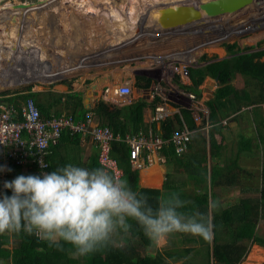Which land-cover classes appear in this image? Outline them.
<instances>
[{"label":"rangeland","instance_id":"obj_1","mask_svg":"<svg viewBox=\"0 0 264 264\" xmlns=\"http://www.w3.org/2000/svg\"><path fill=\"white\" fill-rule=\"evenodd\" d=\"M90 1H94L93 3H95L99 10L105 7V0H89V2ZM161 1L162 2L159 3V0H138L135 5L141 6L142 9L139 11V15L137 16L144 17L145 14L147 15V12L150 11L151 6L154 8H159L164 5L166 6V4H172L170 1ZM179 1L181 0H177V3ZM122 2L128 4L127 2L130 1L106 0V5L109 7L112 6L119 8ZM201 2L203 1L188 0V5L193 4L194 7H197L195 4ZM6 4L14 6L18 4H28L31 6L29 11L35 9L40 10L39 17L42 23L46 21L44 15L47 16L46 11L43 10L51 8L48 11H54L56 18L55 20L53 17V20L56 21V24H53V26L56 29H61L62 33L66 32L64 33L66 36H68L70 33L65 31V29H62V19L59 14L66 15L69 11L75 10L76 12H79V17H82L81 21H83V18L89 20L88 24H90L91 28L89 31H86L87 34L84 41L97 44L94 46L91 44L90 51L88 50L90 53L87 52V54L89 53L87 57H85L82 52L78 51L80 57L82 56L83 58H86L85 61H83V58H81L83 61L81 64L86 67L89 65L87 71L83 73H74L69 76L66 75L62 78H59L60 76L57 74L49 76L43 73H40L39 76L33 74V81L30 85H23L13 89H9V87L6 89H0V101L2 100L5 103V99L17 98V95L27 94L29 92H42L44 95L48 91L66 94L72 90H75L76 92L78 90L86 92L87 89L89 90L92 88V85H96V87L99 86V88H101V76L105 74L107 75L106 70H108L111 66L113 68L116 67L115 69L118 70L114 74L121 77L122 81L127 80L131 82L129 87L131 89L132 96H139V98H142V93L148 91L149 97L147 99L150 100L147 102V104H151L154 97L158 98L160 101H162L158 104L164 107L166 113H168L169 107H173V109L177 111L176 113L179 114L182 122L183 119L180 112H189L192 121L196 126L195 132H193L191 136L194 141L191 143L190 152L192 155L190 156L194 155L193 157L196 158V156H202L204 154L203 152L205 151L204 155L206 157L207 169L211 168L213 165H218L219 167L224 168L225 172L227 166L231 165L232 168L230 174H232L234 182L229 185L227 183L229 180L224 178L225 174L223 173L220 185L213 187L218 199L222 200L221 208L231 206L237 203L243 197L250 198L255 203H257L259 200V189L263 184L261 181V174L262 171L264 172V137L262 136V138H260L262 139V143H260V141L258 142L257 140L259 139L257 138L259 133L264 131V128H259L258 131V120L264 119V83L261 85L252 86L254 84L245 83L243 77L237 74L235 79L231 81L233 88L238 92L241 88L247 87L246 89L251 91L250 95H253L254 98L255 96H259L258 101L252 104L250 103L251 105H256L259 110L255 111L254 108L251 111L242 112L243 108H241L240 112L242 113L239 114V112H236L237 106L247 107L248 104L243 103L242 99L240 101L238 98L235 99L232 95H230L229 98H231L234 103V107H232L234 110L228 111L226 116L223 119L220 118V120H218V122L215 124H212L209 121V109L206 106V102L209 100L207 97L209 91H205L204 88H208L207 85L209 86V83L206 81L208 78L205 79L203 84L199 87L201 90L203 88V91H199L200 94L198 95L193 93L191 94L188 91L183 90L181 85H190V81L185 80L186 78L183 75L184 72L188 73L190 69H203L206 65L212 62L229 59L235 54L244 55L247 53L261 52L264 50V0H258L256 5L246 11H242V9L239 10L237 12L238 14L232 17L225 16L217 20L202 21L199 24L190 26L188 30V27H183L180 29L171 28L170 30L166 26L163 28L159 26V29L155 30L149 27L147 30V28L143 29L141 25V23L145 20H142V18H139L138 20L136 17V21L132 19L131 24L134 21L137 22L138 25H135L133 30L130 29L131 31L119 33L121 35L120 41H117L116 38L115 40L112 39L110 33L108 32L109 29H104L103 27L101 28L96 25L94 26L93 21L97 22L99 19L98 16L94 14L83 15L79 9L81 6L75 3V0H0V7H4ZM54 4L55 6L52 8L51 6ZM148 7L150 8L147 10ZM180 9H182V7L174 10L168 9L167 13L172 12L174 17H177V15H175V11H178L179 17H182L183 13L179 12ZM144 11L145 14H143ZM161 21L164 22L163 20ZM183 21L187 20L184 19ZM172 22H175V20ZM176 22H179V19ZM4 25L5 24L1 26L0 31ZM29 26L35 27L32 25V21L25 27L14 26L13 30L6 32V39L4 40L11 47H17L20 51H26L22 57L23 59L30 56L31 58L29 59L40 65L39 60L44 55H46L45 51L43 50V48H46V46L41 45L47 44L50 47L54 46L55 49L58 47L56 50L57 52L62 51L61 44L69 48L67 40L64 38L63 40H59L58 33H54V35L49 33V35H47L44 39L37 38L34 35L30 36L27 32ZM68 27L71 28V25L68 24ZM181 29L183 30L180 33L190 31V35L195 38H186L187 42L182 41V39L188 35H179L177 31ZM38 30H40V33H43V29ZM78 31L79 35L81 36L83 31ZM229 31L234 33H229ZM2 33L3 32H1V34ZM224 33H228V36L224 37ZM157 34L160 35L158 36ZM173 39L178 40V42H174ZM29 41H33L34 43H31L30 45ZM0 43L2 45V49H4L3 40ZM226 44L234 46L232 50L233 52H231V50H227ZM74 45L79 47L81 46L79 42H76ZM27 47L29 51H27ZM81 47L88 49L90 46L83 44ZM130 53H132V55ZM184 53H186V55H184ZM12 54V50H7L5 54H1L0 52V65H2L0 66V75L3 76V70L9 67L10 57ZM14 54L16 56L18 53ZM260 61L264 62V56L260 58ZM44 62L47 63L45 73L48 72L47 70H49L51 74L53 72L55 73V70L52 69V63L57 65V62L52 58L48 60L47 56H45ZM57 69H59V67H57ZM2 79L4 80L3 77ZM145 80H148L149 85L146 89L142 86L146 84ZM139 85L140 87H138ZM209 89L214 90L210 87ZM137 90L142 92L138 93L136 92ZM44 98L45 96H40L38 99L41 101ZM96 98L100 99V101H103L104 103H107L109 106L117 107L111 103L109 104L108 102H105V100L100 98L99 95H93L92 99L95 100ZM16 100H18V98ZM257 102H261V104L258 105ZM148 107L151 106L149 105ZM173 109L171 110V114L172 111H174ZM65 111L66 110L64 109L62 110V112ZM222 112L223 111H221V113ZM171 114H169V118L171 117ZM153 132L157 136L163 135L162 130L157 132L155 128H153ZM212 134L214 135L216 141L220 142L222 146L221 153L216 159L210 157L209 137ZM240 136H245L251 140V148L249 151L242 153L238 152L237 148ZM148 155L150 159V154H147V158ZM159 164L161 167L160 169L155 168L158 165H156V163H154L152 166L154 167V170H156L154 172L158 173L159 171L160 175H162V178L158 177L157 179L153 180L152 172L149 171L151 174L149 177L152 179L149 182H147L145 179L143 180V177L140 175L141 184L143 186L161 185L162 189L158 187L157 190L163 191V184L166 182L168 185L173 187L175 185H179L181 191H184L185 193H192L196 191L194 188V182L188 181L187 171L183 169V167L178 166L174 162L167 163L160 160ZM142 171L143 170H141V172ZM163 176L165 177V180ZM161 180L163 181L161 182ZM255 235L264 239L263 213L260 214L257 219ZM219 236L222 238L217 242V245L221 246L224 252H229L230 247L233 248V246H230V243L233 239V231L226 232L224 230L223 232L219 233ZM0 238L1 240L5 241V244L2 246V248L11 251L16 242L12 233L0 234ZM212 241L206 242L201 237L193 236L187 233L176 232L170 234L166 240L158 244L151 243L150 246L145 248V251L148 254L155 255L156 253L165 254V252L170 250L191 248V252L187 256L177 261H174L170 258L167 260L171 264H217L218 261L212 257ZM132 242L133 241L125 242L124 247H129ZM133 244H135V247H137L136 241ZM112 245L114 247L121 246L119 243V238H117V243ZM244 245H246L247 250L244 252L243 257L240 258L238 264H246L252 261L255 263H264V247L262 249L259 247V245L257 246V244H251L249 241L237 243V246L243 247ZM253 246L254 250L251 251ZM250 253L251 256H249ZM67 256L70 258L77 257L74 255V251H69ZM230 256L228 258H231ZM0 264H11V259L0 258Z\"/></svg>","mask_w":264,"mask_h":264},{"label":"trees","instance_id":"obj_2","mask_svg":"<svg viewBox=\"0 0 264 264\" xmlns=\"http://www.w3.org/2000/svg\"><path fill=\"white\" fill-rule=\"evenodd\" d=\"M233 47L226 44L228 51L233 52ZM264 56V50L261 52L232 55L231 58L212 62L206 65L203 69H190L188 72V79L190 85H181L183 90L193 93L195 95L200 94L199 87L203 84L207 77L212 79L218 78L219 87L215 90L213 98L206 102V106L209 109L208 119L212 124H215L224 118L228 111H233V101L229 98L232 95L235 99L238 98L240 101L248 105L255 103L259 100V96L250 95V90L247 87L241 88L238 92L235 90L231 84V81L235 79L236 75L239 74L243 77L244 82L247 84H254L252 86L261 85L264 83V62L260 61V58ZM146 84L142 85L143 88H148V80H145ZM140 87V85L138 86ZM42 94V95H41ZM40 96H45L43 100H39ZM17 98L5 99L8 104L18 106L21 102L27 99H32L36 103V106L40 110L41 114L48 117L50 111L54 109L56 115L61 114L62 110H66L68 114L72 115L75 119L82 118L86 112L91 111L97 121L102 126H108L114 134H118L121 137L125 136L126 133L132 134L139 132V129L146 132L147 127L144 129L142 127V112L146 106L154 107L161 103L158 98H153L151 104H147L142 100L131 103L129 106L122 108H117L114 106H109L103 101H98L95 107L91 110L84 109L82 103V95L80 93H66L59 94L55 92L48 91L45 95L42 92H29L27 94L17 95ZM262 102V101H261ZM261 102H257L258 105ZM251 103V104H250ZM110 104V103H109ZM242 106H237L236 112L241 111ZM259 110L258 107L254 105L252 110ZM258 108V109H257ZM221 111H223L221 113ZM182 115L183 122L188 126L190 130L196 129L192 118L187 111L180 112ZM221 113V115H220ZM238 114V115H239ZM258 131L259 128H264V119L258 120ZM159 131L162 130L164 133L163 138L167 139L173 129H178L182 125L181 118L178 113L173 114L171 118L160 122ZM153 128L156 127L153 124ZM152 128V129H153ZM154 133V132H153ZM155 134V133H154ZM262 136L264 137V131L260 132L258 137L260 143H262ZM68 134L63 132L61 139H66ZM77 137V135H74ZM188 144V149L191 148V143ZM251 140L245 136H240L238 142V152H247L250 150ZM204 142V141H203ZM210 146V157L216 159L221 153V143L217 142L214 135L209 137ZM111 157L118 161L120 168L123 171V177L129 180L131 187L134 189L138 183V172L132 171L131 164L129 161V148L126 144L122 142H115L112 145ZM166 159V162H174L178 166L183 167L187 171L188 181L194 182V188L197 192L185 193L181 191L180 186L175 185L170 186L164 182L163 191L157 189H141L148 199L149 203L154 207L157 204L158 197L163 193H168L172 191H177L181 194V198L188 201L187 208L184 211L189 213L193 211H199L205 214L208 219L214 225V237L212 241L213 254L212 257L216 259L217 264H238L240 258L243 257L244 252L247 250L246 245L243 247L237 246L238 242L249 241L251 244H257L264 247V239L257 237L255 235V229L257 224V219L260 214H264V172L262 171V187L259 189V200L255 203L250 198H241L237 203L221 208L222 204L220 199H218L216 192L213 187L220 185L222 175L225 174L227 182L229 185L232 184L233 177L231 173V165L227 166L225 172L224 168L218 165H213L211 168L207 169L205 151L202 156H196L194 158L192 153L178 157L172 144H169L161 149L160 152ZM50 162V158H49ZM51 165V164H50ZM62 165V164H61ZM151 168V167H150ZM49 173L51 167H49ZM153 179L160 178L161 176L154 172L151 168ZM150 172L143 170L141 176L143 180L149 181ZM16 178V176H15ZM137 190V189H136ZM10 196V194H8ZM217 202L218 206L215 209H210L209 204L211 202ZM233 231V239L230 243L229 252H224L221 246L217 245V242L221 240L222 237L219 233L223 231ZM15 239V245L11 251L3 249L2 246L5 241L0 238V258L11 259V264H171L167 259H172L177 261L191 252V248H184L181 250H170L165 252V254L156 253L155 255L148 254L145 248L150 246L151 242L145 237L143 231L133 222V227L131 234L126 238L125 242L133 241L130 246H116L109 245L106 249L89 255L88 257H68L69 251H74L70 245L60 242L62 247H57L55 245H49V243L37 235H28L21 231L20 233H12ZM136 241L137 247L133 244ZM244 243V242H243ZM254 250V246L251 251ZM227 253V254H226ZM231 255V256H230ZM231 258H228V257ZM251 256V253L250 255ZM236 260V261H234ZM234 261V262H233ZM233 262V263H232ZM237 262V263H235ZM244 264V263H242ZM246 264H262L249 262ZM264 264V263H263Z\"/></svg>","mask_w":264,"mask_h":264},{"label":"clouds","instance_id":"obj_3","mask_svg":"<svg viewBox=\"0 0 264 264\" xmlns=\"http://www.w3.org/2000/svg\"><path fill=\"white\" fill-rule=\"evenodd\" d=\"M185 78L189 81L188 73ZM217 88H213V94ZM106 89L104 87L101 93L104 95L102 99L108 102L109 93L111 96L113 94L112 90L106 93ZM92 97L91 108L86 110L96 105ZM87 113L92 115L94 122L99 123L91 111ZM52 115L60 116L54 111ZM115 142L121 141H114L112 145ZM48 169L42 175H20L16 178L15 172L14 180L4 183V188L11 190L12 195L0 194V234L23 231L28 235L35 234L50 246L57 247H62V241L71 246L74 255L81 258L117 243V238L124 246L133 222L153 244L166 240L176 232L198 236L206 242L213 240L214 225L211 220L199 211H184L188 201L182 199L177 191L161 194L154 207L144 193L131 187L126 177H117L103 166L89 169L68 163L50 173ZM0 171H4V168L0 167ZM217 206L215 201L209 204L210 209Z\"/></svg>","mask_w":264,"mask_h":264},{"label":"built area","instance_id":"obj_4","mask_svg":"<svg viewBox=\"0 0 264 264\" xmlns=\"http://www.w3.org/2000/svg\"><path fill=\"white\" fill-rule=\"evenodd\" d=\"M183 75L186 76L187 73L184 72ZM108 91L109 89L105 90L106 93ZM112 94L125 99L129 98L132 92L129 85L121 84L112 89ZM18 108L19 110L8 103L4 105V102L0 101V167L4 168V171H0V194L10 196L12 192L4 188V183L14 180L17 170L27 171L32 168L36 175L46 172L49 167L48 157L52 148L60 142L63 132L70 136H89L97 149L98 164L117 177H123V171L117 160L111 157L112 142L126 143L129 146L131 166L140 170L145 167L146 162L151 163L149 155L148 158L144 157V150L150 156L164 161V157L159 155L161 149L172 144L175 154L182 156L187 152L191 136L195 132V129L190 130L182 122L181 127L173 129L167 139L153 134L151 129L147 135L139 132L121 138L119 135L114 136L109 127L94 122L90 113L81 119H74L66 114L45 117L32 99L21 102ZM168 116L164 107L156 106L151 122L160 125Z\"/></svg>","mask_w":264,"mask_h":264},{"label":"bare ground","instance_id":"obj_5","mask_svg":"<svg viewBox=\"0 0 264 264\" xmlns=\"http://www.w3.org/2000/svg\"><path fill=\"white\" fill-rule=\"evenodd\" d=\"M124 1H126V0H124ZM129 1L130 2H127L128 4H125L124 2H122V4H120L119 8H122V9H119L117 7H112V10L110 12H108L109 6L106 5V0H105V7H104V11L106 12L105 16L109 17V18L106 19V21L107 22H111L112 21L113 22L112 26L114 28L112 30H108V32L110 33L112 39H114V40H115V38L117 39V41L121 40V38H120L121 35L119 33L131 31L130 29L133 30V27L135 25H138L137 22H134V21H136L137 18H138V20H139V18H142V20H145L144 22L141 23V25H142L143 29L147 28V30H148L149 27L153 28V30L159 29V26L162 27V28L164 26H166L168 28L170 27V28H174V29L175 28L180 29V28H183V27L184 28L188 27L187 28V30H188L190 28V26L199 24L202 21L217 20V19L225 17V16L232 17V16L238 14L237 12H235V13H232V14L227 13V14L219 15V16H216V17H208L205 14V12L200 8V5L205 3V2L211 1V0H202L203 2L195 4V6L197 5V7H194L193 4L192 5H188V0H181L178 3H177V0H165V2L170 1L172 4H166V6L164 5V6L159 7V8H154L153 6H151V8L148 7L147 10L150 8V11L147 12V10H146L147 15L145 14V11H144L143 14H145V16L144 17H141V16L139 17L137 15H139V11H141L142 7L139 6V5L138 6L135 5V3L138 2V0H129ZM159 1H160L159 3L162 2L161 0H159ZM257 1L258 0H252V2L250 4H247V5H245V6H243L241 8L242 11H246V10L252 8L254 5H256ZM75 3H77L79 6H81L80 8H82V9H84V8L87 9V8L91 7L90 4H89V0H87V1L86 0H75ZM21 4H18V5H15V6L14 5H10V4H8V5L6 4V6H4V7L1 6L0 7V28H1V26L3 24H5L2 27L1 31H0V42H2V40H3V44H4V49H2V45L0 43V47H1V51L0 52H1V54L2 53L5 54V52L7 50H9V51L12 50L13 51V54L10 57V65H9V67L3 70V76L0 75V89H6L8 87H9V89L10 88L13 89V88H17V87H20V86H23V85H30L32 83V81H33V74L40 75V73H43V74H45L47 76L53 75V74H51V72L49 70H47L48 72L45 73V69H46L47 63L44 62V59H45V56L47 55L46 52L48 50V48H47L48 46L46 44L45 45H41V46H46V48H43V50L45 51L46 55H44L39 60L40 61V65H39V64H36L33 60L29 59V58H31L30 56L26 57L25 59L22 58L26 51H20L17 47L16 48L11 47V46H9L7 44V42L4 41L6 39V32L7 31L13 30L14 26L25 27L27 24H30L32 20H34L35 23H37V24H35L36 26L33 27V28L30 27V26L28 27V31L27 32L29 33L30 36H33V35L36 36V37L40 36L41 33H40V30H38V29H43L42 31L45 33V29H46V26H47V23H46L47 21L49 22V25L52 26V27H54L53 24L54 25L56 24V21H55L56 18H55V15H54V13H55L54 11H48V9L43 10V11H46L47 17H46V15H44V17L46 18L47 21L43 22L41 25H39L40 24L39 23V21H40V17H39L40 10L35 9V10L29 11L31 9V6H29L28 4L27 5H21ZM54 6H55V4L52 5L51 7L53 8ZM180 7H182V9H180V11H179V12L183 13L182 17H179L178 11H175V15H177V17H174V14L172 12L166 13L168 11V9L174 10V9H179ZM49 9H51V8H49ZM97 9H99V8L97 7ZM101 9H103V8H101ZM126 9H127V12H126ZM27 11H29V12H27ZM23 12H25V13H23ZM69 12H71V11H69ZM107 12H108V14H107ZM26 13L28 14V16H27ZM41 13H43V12H41ZM83 13H86V12L84 11ZM126 15H128V16H126ZM53 17H54L55 20H53ZM127 18H129V22H127V20H126ZM132 19H134V21L131 24V20ZM173 19H175V22H172ZM178 19H179V22H176V21H178ZM184 19L187 20V21H183ZM161 20H163L164 22H162ZM103 23H104V19L101 18V25L99 27L102 28L103 27ZM114 25L117 28H115ZM54 28H52V30H57V29H54ZM107 28H108V26H107ZM182 30L183 29L177 31V33H179V35H181V36L188 35V36L184 37L182 40L186 41V38H195L192 35H190L191 34L190 31H186V32L180 33ZM1 32H3V33L1 34ZM229 33H234V32L229 31ZM224 34H225L224 37L228 36V33H224ZM173 40H174V42H178V40H175V39H173ZM31 43H34V42L33 41H29L30 45H31ZM57 49H58V47H56V49H55V47L51 48V50L54 53V56H56L57 53H58L56 51ZM27 51H29L28 47H27ZM62 52H63L64 56H66V57L68 55L72 56V53H73L74 57H76V56L78 57L79 56L78 53L75 54V51H74L73 48L71 49V48H67L65 46L62 48ZM14 53H18V54H16V56H15ZM47 59L50 60V58L48 56H47ZM4 60H5V58H4ZM23 60H24L25 65H26L27 68H25L24 66L21 67V62ZM54 65L55 64L52 63V67L55 70ZM0 66H2V65H0ZM4 67H5V65H4ZM48 68H49V66H48ZM61 71L62 70H60V72ZM56 72L57 71L55 70V74H56ZM59 76H60L59 78H62L64 76H66V75H59ZM2 77L4 78V80L2 79ZM146 135H147V133H146ZM146 168H149V170L151 172V168L150 167H145L142 170H145Z\"/></svg>","mask_w":264,"mask_h":264},{"label":"crops","instance_id":"obj_6","mask_svg":"<svg viewBox=\"0 0 264 264\" xmlns=\"http://www.w3.org/2000/svg\"><path fill=\"white\" fill-rule=\"evenodd\" d=\"M90 4V8H79L81 13L83 15H86V14H94L96 16H98V21L95 22L93 21L94 23V26H100V22H101V18L104 19V23H103V28L104 29H109V30H112L114 29L113 26H112V21L111 22H107L106 19L109 18L108 16L106 17V12L104 11V8L103 9H97V6L95 5V3L93 2H89ZM49 10V9H48ZM112 10V6L108 8V12H110ZM86 12V13H83V12ZM107 12V14H108ZM126 12H127V9H126ZM59 16L61 17L62 19V29H65V31H67L68 33V36H66V32L62 33L61 29H57V30H52V26L49 25V22L47 21H44L47 23V26H46V29H45V33H41L40 36H38L37 38H42L44 39L47 35H49V33L52 35H54V33H58L59 35V40H63V38L65 40H67L68 42V47L69 48H73L74 51H75V54H79L78 51L82 52L85 57H87V55L90 53V48H91V44L92 46H94L95 44L97 43H93V42H89V41H84V39L86 38V31H89L90 30V24L89 23V20L86 19V18H83V21H81V18L82 17H79V12H76L75 10L74 11H71V12H68V14L66 15H60ZM128 16V15H126ZM47 17V16H46ZM41 20V19H40ZM127 22H129V18L126 19ZM39 25L42 24L41 21H39ZM35 24V21L32 20V25L36 26ZM68 24L71 25V28L68 27ZM108 26V28H107ZM32 27V26H31ZM115 28H117L115 25H114ZM33 28V27H32ZM56 29V28H54ZM78 30H82L83 31V34L80 36L79 35V31ZM61 37V38H60ZM79 39V41H78ZM184 41V40H182ZM76 42H79V44H81V46L83 44H87L88 46V49H85V47H79L77 45H74L76 44ZM47 43V42H46ZM90 43V44H89ZM47 45V44H46ZM74 45V46H73ZM48 46V45H47ZM31 47V46H30ZM54 46H48V50H47V55L50 59H54L56 62H57V65L54 66L55 70L57 71L56 74L57 75H71V74H74V73H78V72H85L87 71L88 69V66H84L82 65L81 63L83 61H85L86 58H83V57H80V56H76L74 57L73 56V53H72V56H64L63 52L62 51H59L57 53L56 56H54V53L53 51L51 50V48H53ZM64 45L61 44V48H63ZM89 50V51H88ZM195 50V48H194ZM193 50V51H194ZM192 51V52H193ZM87 52H89L87 54ZM109 52V51H108ZM132 55V53H130ZM110 56V55H109ZM81 58H83V61L81 60ZM81 60V61H80ZM24 66L25 68L26 65H25V62L24 60L21 62V67ZM57 67H59L60 70H62L60 72L59 69H57ZM116 68V67H115ZM113 68L112 66L106 70L107 71V75H103L101 76V82H102V85H101V88L96 87V85H92V92H93V95H99L102 91V89L104 87H106L107 89L112 90L114 87L118 86V85H121V84H128V85H131V82L127 81V80H123L121 79V77L117 76L116 74H114L118 69H115ZM53 69V67H52ZM105 71V72H106ZM104 72V73H105ZM53 75H55V73H52ZM39 76V75H37ZM185 81V80H184ZM113 86V87H112ZM97 88V89H96ZM88 90H86V92H82L80 90H78L77 92L75 90H72V91H69V92H75V93H82V103H83V100H84V97L86 95ZM136 92H142L140 90H137ZM57 93H60V92H57ZM68 93V92H67ZM140 95V94H139ZM143 97L142 98H139L136 97V96H131L129 98H118V97H113L110 95H108V98H110V100L108 101L109 103L119 107V108H122V107H125V106H129L131 103L133 102H136L138 100H142L143 102L147 103L150 99H147L149 97V94H148V91H145V93L143 92L142 93ZM97 99V98H96ZM93 100V104H95L97 102V100ZM85 106V105H84ZM256 106V105H255ZM254 107V105H247V107H243V111H251L252 108ZM55 108H53L51 111H50V115L53 114V111H54ZM173 109V107H169L168 108V113L171 114V110ZM174 111H172V114L176 113L177 111L175 109H173ZM62 114V113H61ZM60 114V115H61ZM172 114H171V117H172ZM152 116V110L150 107L146 106L144 109H143V112H142V127H144V129L147 127V131L144 132L142 130H139V132L143 133L146 135V133L148 134V131L152 128V125L153 124H156L155 127H156V131L157 132H160L159 131V124L158 123H153L151 122V117ZM170 117V118H171ZM169 118V117H168ZM152 130V129H151ZM153 132V130H152ZM126 134H129V133H126ZM154 134V133H153ZM258 142H259V139H257ZM188 153H191L190 150L188 149L187 150V153L185 155H187ZM148 152L146 150H144V157L146 158ZM96 155H97V151H96V147L94 145V143L92 142L91 138L89 136H77V137H67L66 139H61L60 142L58 143V145H56L55 147L52 148V151H51V154L49 156L50 158V167H51V170L53 171L55 168L57 167H61V166H65L66 164L68 163H72L74 165H77V166H80V167H86V168H89V169H92V168H96V167H99L98 163H97V160H96ZM160 156L164 157L161 153H160ZM159 156V157H160ZM150 159H151V163H145V167H151L152 169H154V167L152 165H154V163H156L157 167L155 168H161L160 167V164H159V160H157V158L155 156H150ZM164 162H166V159L164 157ZM62 164V165H61ZM145 167L141 168L140 170H137L135 168H133L131 166V169L134 170V171H137L139 172L138 173V176H139V179H138V183H137V186L134 188L135 190H139L141 192V189L143 188H146V189H158V187L161 188V185L159 186H143L141 184V170L144 169ZM210 169V168H209ZM208 169V171H209ZM145 170H147L148 172L150 171L149 168H146ZM156 171V170H154ZM158 171V170H157ZM49 172V170H48ZM51 172V171H50ZM157 173V172H155ZM159 171H158V173ZM20 175H35V172L33 169H29L28 171H25V170H17L16 171V174L15 176H20ZM162 176V175H160ZM162 178V177H161ZM164 180H165V177L163 176ZM153 179V177H152ZM150 177H149V181L152 180ZM154 180V179H153ZM147 182H149L148 180H146ZM163 180H161L162 182ZM160 182V184H161ZM162 189V188H161ZM195 190V189H194ZM197 192V190H196ZM258 246V245H257ZM261 247V246H259ZM263 249V247H261ZM264 250V249H263Z\"/></svg>","mask_w":264,"mask_h":264},{"label":"water","instance_id":"obj_7","mask_svg":"<svg viewBox=\"0 0 264 264\" xmlns=\"http://www.w3.org/2000/svg\"><path fill=\"white\" fill-rule=\"evenodd\" d=\"M251 2L252 0H211L201 4L200 8L205 12L208 17H216L227 13L232 14L238 12L243 6L250 4ZM174 20L175 19H173L172 21ZM206 81L209 83V86L208 89H206L205 91H209L207 97L210 100L213 97V90L209 89V87L212 89L217 88L219 86V82L217 77L213 80L208 79ZM92 90L93 89H89L84 97L83 103L85 105V109L91 108L90 98L93 96ZM4 105H7V103L5 102Z\"/></svg>","mask_w":264,"mask_h":264},{"label":"flooded vegetation","instance_id":"obj_8","mask_svg":"<svg viewBox=\"0 0 264 264\" xmlns=\"http://www.w3.org/2000/svg\"><path fill=\"white\" fill-rule=\"evenodd\" d=\"M87 90H88V89H87ZM99 96H100V98H102V97H103V93H100Z\"/></svg>","mask_w":264,"mask_h":264}]
</instances>
